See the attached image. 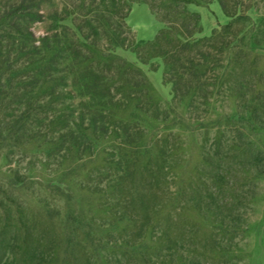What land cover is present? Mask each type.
<instances>
[{"label": "rangeland", "instance_id": "obj_1", "mask_svg": "<svg viewBox=\"0 0 264 264\" xmlns=\"http://www.w3.org/2000/svg\"><path fill=\"white\" fill-rule=\"evenodd\" d=\"M19 1L0 0V15ZM109 1L51 0L39 9L44 13L43 21L27 18L23 25L39 36L50 29L60 30V23L47 18L49 13L59 14L65 9L73 13L79 4L80 13L90 15L95 7L102 11ZM122 3L114 11L124 9ZM130 5L126 21L136 39L152 40L164 26L159 14L138 0H132ZM193 7L199 8L203 28V33L195 37L209 35L227 21L217 0L207 5H188L190 10ZM248 13L253 18L257 16L253 10ZM72 17L69 14L61 23L73 27ZM8 29L0 27V38ZM5 44L7 41L2 40L1 45ZM256 51L264 55V45ZM113 54L138 67L155 93L160 118L136 111L122 115L145 133L137 147L141 161L155 156V148L164 151L159 155L166 166L162 180L157 182L149 175L154 197L151 204L167 209L172 237L178 233V220L183 218L188 221L182 227L187 239L194 234L192 230L196 231V240H200L199 246L211 244L213 236L220 248L228 249L219 262L264 264V96L251 103L257 105L251 117L244 116L240 107L227 120L225 117L235 109L234 99L213 95L209 104L195 102L189 106L185 101L173 102L171 84L162 79L161 58L144 64L134 52L120 47L114 48ZM12 57L11 53L9 59ZM9 77L10 72L5 71L0 80V264H124L119 241L126 235L114 227L122 224L117 219L137 216L130 207L116 204L117 196L111 191L107 192L106 203L88 192L105 190L121 172L104 166L100 177L96 171L89 173L98 164L88 165L82 172L64 169L63 148L54 145L57 132L48 125L54 111L37 108V97L29 108L23 102L15 104L16 88H11ZM112 147L108 142L99 141L96 145L97 150L107 151L101 156L116 160ZM208 204L218 205L216 217L222 219V230L205 217L180 213L181 208L204 209ZM110 205L116 207L111 208L117 211L114 217L107 214ZM109 227L110 232L106 230ZM212 262L218 263L216 259Z\"/></svg>", "mask_w": 264, "mask_h": 264}, {"label": "trees", "instance_id": "obj_2", "mask_svg": "<svg viewBox=\"0 0 264 264\" xmlns=\"http://www.w3.org/2000/svg\"><path fill=\"white\" fill-rule=\"evenodd\" d=\"M121 1L124 9L114 11ZM121 1L110 0L102 11L95 7L90 15L80 13L79 4L73 13L66 9L59 14L53 11L47 18L60 23L55 25L60 30L50 29L36 36L23 22L27 18L43 21L44 13L39 9L51 0H20L0 15V27H9L0 38L7 41L4 46L0 41V80L5 71L10 72L8 80L11 88H16L15 104L23 102L29 108L37 97V108L54 111L48 125L57 132L54 145L63 148L64 169L82 172L88 165L98 164L89 173L96 171L100 177L104 166L121 172L105 190L88 192L97 194V201L105 202L111 191L117 196L116 204L135 212L136 219H117L122 224L114 227L126 235L119 241L124 264H214L213 259L223 264L219 260L228 249L220 248L213 236L211 244L199 246L196 231L190 230L194 234L189 231L187 239L182 227L188 221L181 218L178 233L172 237L167 209L151 204V181L155 178L160 182L166 168L159 156L164 151L155 148V156L141 161L137 147L145 133L122 114L136 111L157 119L161 112L145 74L115 56L113 49L131 50L144 64L161 58L162 79L171 84L173 102L209 104L213 95H224L234 99L235 109L225 117L227 120L240 107L244 116L251 117L257 107L251 103L264 96V55L256 51L264 45V0H217L227 21L202 37H195L203 29L201 16L188 5H207L213 0H138L159 14L164 23L152 40L136 39L126 21L132 0ZM250 10L257 13L255 18L249 15ZM69 14H73V27L61 23ZM11 53L13 57L9 59ZM21 73L24 74L19 77ZM99 141L113 146L116 160L101 156L107 151L96 149ZM190 209L181 208L180 213L205 217L222 230V219L216 217L218 205ZM116 212L111 209L107 214L114 217Z\"/></svg>", "mask_w": 264, "mask_h": 264}, {"label": "crops", "instance_id": "obj_3", "mask_svg": "<svg viewBox=\"0 0 264 264\" xmlns=\"http://www.w3.org/2000/svg\"><path fill=\"white\" fill-rule=\"evenodd\" d=\"M203 8V7H202ZM199 8H197V7H193V9H191V10H193V11H196V12H198L197 10H198ZM134 10V7H133V9H132V11ZM199 13V12H198ZM200 14V13H199ZM200 16H201V14H200ZM226 19V17L224 16V20ZM224 20L222 21V23L224 22ZM218 22V21H217ZM220 23V22H219ZM212 27H214V26H212ZM212 27H211V29H212ZM157 33V32H156ZM202 33H203V31H202ZM156 35V34H155Z\"/></svg>", "mask_w": 264, "mask_h": 264}]
</instances>
